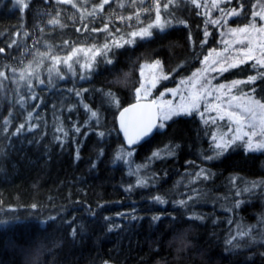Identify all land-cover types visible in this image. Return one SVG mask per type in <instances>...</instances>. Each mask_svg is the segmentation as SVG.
<instances>
[{
    "label": "trees",
    "instance_id": "1",
    "mask_svg": "<svg viewBox=\"0 0 264 264\" xmlns=\"http://www.w3.org/2000/svg\"><path fill=\"white\" fill-rule=\"evenodd\" d=\"M14 1L0 0V264H264V230L255 226L259 215L249 213L254 204L224 210L220 200L197 199L219 184L232 187L230 177L236 175L264 178L263 151L231 149L212 163L205 158L213 153L208 127L194 116H179L132 147L133 164L139 163L158 146H169L162 139L172 134L175 155L157 161L153 184L137 187L129 165L116 159L129 148L116 115L135 101L142 63L159 60L170 75L166 84H172L216 46L218 27H210L203 43V16L192 13L187 24L154 30L115 49V55L109 53L112 64L97 57L92 71L84 72L86 79L78 64L75 75L60 67L64 79H59L48 71L52 55L102 46L107 32L91 29L105 25L128 38V32L151 22L149 15L154 20L155 0L143 5L110 0L90 18L70 2L27 0L26 11H20ZM256 1L226 3L228 11L242 12L230 23L245 24ZM145 7L152 12L141 15L138 24L135 13ZM26 68L44 83L26 89L20 80ZM84 105L99 113V123L89 120ZM201 169L217 177L204 182L195 175Z\"/></svg>",
    "mask_w": 264,
    "mask_h": 264
},
{
    "label": "snow or ice",
    "instance_id": "2",
    "mask_svg": "<svg viewBox=\"0 0 264 264\" xmlns=\"http://www.w3.org/2000/svg\"><path fill=\"white\" fill-rule=\"evenodd\" d=\"M59 2L67 3L69 0H59ZM110 0H103L100 8L103 9L104 5L109 4ZM136 3L137 0H132ZM190 2L195 6L196 9L203 8L205 11L203 13L197 12V15H210L208 12V5L198 3L197 0H190ZM225 2V0H213L211 4L212 10H219L222 14L221 19L208 21L212 23L213 26L221 25L222 23L226 25L227 18L238 17L242 15L241 11L233 8L231 11H225L224 8L220 7V4ZM232 0H227V3H231ZM141 5L144 4V0H139ZM19 5L18 10L26 11L28 5L23 3V0H17ZM76 5H73L75 7ZM173 6L172 0H167V2H162V0H155V18L151 20L149 15V22L147 26H141L139 30H132L127 33L129 38H125L123 34L118 37L113 34V32L108 31V26L105 25L102 29H91V31H102L107 32L106 42L100 46L95 45L91 47H74L71 52L67 55L61 57L58 55H52L50 58L52 60V67L48 69L50 74H55L59 79H64L61 75V64L66 66L68 71L73 75L76 71L73 67L74 64H79L81 79H86L84 75L85 71H92L97 62V57L103 58L107 64H112L113 60L109 58V53L115 55V49L123 48L125 45H132L136 42V38H145L152 35L150 29H159L163 31L166 27L172 26V21L169 19H164L162 22V15L168 14L170 7ZM240 8L244 9L245 5L240 4ZM253 11L251 12V20L244 27L228 28L227 33H221L222 36L230 34V39L222 40L224 45L223 51H217L212 49L208 52V55L204 57L203 63L208 64L211 60V64L207 68L203 69V72H208L209 70L217 72L219 76H222L225 72L230 69L238 68L240 65L250 64L251 69L256 70L255 75H249L247 80H233L229 84L220 83L218 87L210 88V81L201 75L198 71L193 73V79L187 82L181 81V84H190L196 91H190L185 103L175 104L171 100L163 101L157 103L153 99L149 104L134 105L132 108L124 109L120 112L119 119V131L123 133L127 145L130 147L122 152V154L116 159L124 160L128 164H132L133 161L130 157L133 154V148L140 142L146 141L152 134L157 131L165 129L166 122L172 120L174 117L181 115L192 116L194 113L199 112L200 102L203 97L214 95V101L218 103H205V112L212 111L216 112L215 117H205V112H200V118L204 120L206 124L216 125L217 130L212 132L211 129L208 133L211 136L210 148L213 151L212 156H206L208 160L218 159L228 152L233 147H244L246 152H259L264 151V97H259L256 95L257 88L252 87L250 90L245 91L241 88V85H255L257 81H264V0H257L256 3L252 4ZM152 8L145 7L143 12L137 11L135 13V18L137 23H141V15L147 13L150 14ZM94 14V13H93ZM258 18V19H257ZM123 17L121 20L123 21ZM131 20L132 17H127ZM51 23H57L56 20H52ZM183 23V22H181ZM129 27H132L129 25ZM85 30H88L87 25H85ZM77 31H80L78 28ZM115 33H121V29L116 28ZM205 40L203 43H207V37L209 35L208 31L204 32ZM65 45L68 44L67 41L64 42ZM238 45L239 47H233ZM0 51H3L0 49ZM83 54L84 59L81 60L80 56ZM42 56L46 54H41ZM215 56V59H212ZM159 62L157 61L152 67H158ZM218 66V67H217ZM27 71V70H26ZM28 77L33 75V72L27 73ZM143 75V72L141 73ZM0 76H4L3 72H0ZM38 78V77H37ZM161 77H156L150 81L151 86L155 87L156 82ZM166 79V77H163ZM20 79H25V73H21ZM215 79V77H213ZM39 83L43 84L44 81L40 80ZM28 87L31 88L32 84L29 83ZM69 91H72L69 89ZM86 91V90H85ZM140 89H137L138 100L140 98ZM147 91L150 92V89ZM172 94L179 95V89L171 90ZM77 96H80V92H76ZM111 97V94H108ZM163 93L161 97H163ZM227 99H224V96ZM87 112H90L89 120H96L99 123V113L97 111H92L87 105H84ZM135 109H139L136 111ZM218 121H223V124H219ZM7 123V121L5 122ZM35 127V125H33ZM24 125H20L17 132L23 129ZM226 129V130H225ZM57 131L63 132L65 136L68 132L63 127H58ZM80 127H75V132L80 133ZM87 133H85L86 135ZM99 137H105L106 133L100 131L98 133ZM59 139V137L57 138ZM178 146H166L164 149L158 150L148 158V162L143 165H138L129 175H137V187H147V178L139 175L142 168H147L153 160L163 159L175 155V148ZM205 170L201 169L195 175L197 178L202 177L203 179H208V175L204 174ZM264 184V181L253 182V187L257 184ZM130 190V189H129ZM250 189H244V191H249ZM239 194V193H237ZM158 203H165V201L157 196L154 198ZM189 199H193L189 197ZM181 205H187L188 201L181 200L178 202ZM239 202H237V206ZM154 219H159L155 217ZM247 235V233H241V236ZM228 243H232L231 240Z\"/></svg>",
    "mask_w": 264,
    "mask_h": 264
},
{
    "label": "rangeland",
    "instance_id": "3",
    "mask_svg": "<svg viewBox=\"0 0 264 264\" xmlns=\"http://www.w3.org/2000/svg\"><path fill=\"white\" fill-rule=\"evenodd\" d=\"M26 1L27 0H23V3L26 4ZM14 2L19 7V5L17 4V0H15ZM69 2L73 5H76L75 7L78 8L82 17H84V18L89 17L90 18L91 16L97 14L98 12H100V10H102L100 8V5L103 3V0H69ZM172 2H173V6L170 7L169 13L162 15V22L164 21V19H169L172 21V26L177 25V24H184V23L187 24L192 13L193 14H195L196 12L203 13L205 11L203 8L196 9L195 6L190 2V0H172ZM197 2L201 3L202 5L207 4L209 6L208 12L210 13V15H203L202 14L203 19H204V27H203V34H204L205 30H207L209 32L210 27H214L213 24L209 23L208 21L221 19L222 14L219 10H212L211 9V4H212L213 0H197ZM226 3H227V0H225V2H223V3H221L220 7L224 8L225 11H228V9L225 6ZM233 18L234 17L227 18L226 25L222 23L221 25L216 26V27H218V39L216 42L217 43L216 46L212 49H216L217 51H223L224 45L222 44L221 41L224 39H230V34H226V35L222 36L221 33L222 32L227 33L228 28L244 27L251 20V16H250V18L248 19V21L245 24H237V23L232 24V23H230V20ZM181 22H183V23H181ZM144 26H147V25H144ZM167 28H169V27H166L165 29H167ZM154 30H159V29H155V28L150 29L151 32H153ZM138 38L139 37H137L136 40ZM77 47H80V46H77ZM81 47H91V46H81ZM233 47H239V46L234 45ZM71 50L69 52H71ZM207 55H208V53H207ZM80 58H81V60L84 59L83 54H81ZM212 59H215V56H213ZM157 61L159 62V66L155 67V68L152 67L153 65L156 64ZM203 61H204V58L201 61V63L199 64V66L196 67L190 74H188L187 76L176 78V80H174V82L172 84H170V83L166 84V82L168 80H170V77H169L170 75L168 73H165V70L163 69L164 66H162V64L159 60H155V58H154L151 60L144 61L141 65V68H140V80H139L137 88H135L136 89L135 90V99L138 100L137 89H140L141 91H140L139 100H148V99L153 100V99H155L157 101V103H161L162 99H163V101L171 100V101H173L174 105L179 104V103H185L187 101V97L189 95V92L190 91H196L197 89H193L192 86L190 84H187V83L182 85L181 81L187 82L189 80H192L193 79V73H196L198 71H200L201 75L206 77L210 81V85H209L210 88L218 87V85L220 83L229 84L233 80H242V81L247 80L249 75H255L256 74V70L251 69L250 64H245V65H240L238 68L230 69L228 72H225L222 76H219L217 72H213L211 70H209L208 72H203L202 70L207 68L208 65L211 64V60L208 62V64L203 63ZM75 65L76 64H74L73 67H75ZM78 66H79V64H78ZM59 67H62V69H64L65 72H69L66 66L61 64ZM261 71H264V70H261ZM28 72H33V71L31 68H26L23 71V73H25V79L24 80L20 79L22 81V84L25 86L26 89L29 88L28 87L29 83H31L32 87L34 88L35 84H36V86L39 85L40 84L39 81L41 80L38 77V75H36L34 73L31 77H28V75H27ZM142 72H143V75H141ZM61 75H63V74L61 73ZM156 77H161V78L157 80L156 86L152 87L150 81H152ZM163 77H166V79ZM213 77H215V79H213ZM240 87L243 88L245 91L250 90L252 87H256L257 88L256 95L259 97H264V81H257V83L255 85H241ZM148 89H150V92L147 91ZM174 89H179L180 94L174 96L172 94V91H171ZM162 93L164 94L163 97H161ZM214 95L215 94H213L212 96L203 97L201 102H200L199 112H196L192 115V116L196 117L197 119H199L200 121H202V123H204L208 127V129H211L212 132H215L217 130L216 125L206 124L204 122V120H202L200 118V112H205V109H204L205 103H209V104L218 103L217 101H214ZM227 98L228 97L225 95L224 99H227ZM181 116H184V115H181ZM209 116L215 117V116H217V113L212 112V111L205 112V117H209ZM186 117H190V116H186ZM174 118H176V117H174ZM218 123L223 124L224 122L218 121ZM162 140H164L166 143H168L170 145H172V143L174 141L171 133H169V136L165 137ZM165 147L166 146L164 144L158 146L157 148L152 150L151 154H149L145 158L144 161H140L139 163L128 164L126 162L127 165H129L128 166L129 171L132 172L138 165H143V164L147 163L148 158L151 157L154 152L161 150V149H164ZM237 148H241L245 151L244 147H233L232 149H237ZM213 154L214 153H212V155ZM130 159L132 160V157H130ZM158 160H160V159L153 160L151 162V164L149 165V167L142 168L140 173H139L140 176L147 178V181H148L147 186L153 184L155 181H157V178L159 177V174H158L159 167L157 164ZM215 160H217V159H212L210 161L213 163V161L215 162ZM122 161H124V160H122ZM204 174L208 175V179H203L201 177V179L204 182L205 181H213L217 177V173H214L211 170H207V171L205 170ZM135 176L137 178L136 174H135ZM230 178H232V179L235 178L234 180L231 179L233 181V183L231 185L232 187H230V184H229L227 186L228 188H226V186L221 188L223 186V184H219L215 187L214 190L206 191L205 193H202L201 195H197V199L200 202L203 200L205 202L206 201L215 202L216 200H220L223 202L222 204H223L224 210L227 208H230V207H232V209L233 208L234 209L241 208V206L243 204H245V202H247V203L249 202L250 205L254 204V206H253L254 208H250L249 213L251 215H253V214L259 215V217H260L259 221L255 224V226L260 225L262 227V229L264 230V184L258 183L256 187H253V182L264 181V178H255L254 177L251 179H249V178L244 179L243 177L238 176V175H236L235 177H230ZM232 188H234V189H232ZM246 188L250 189V190L244 191V189H246ZM215 190H218V191L215 192ZM237 193H239V194H237ZM242 195L246 196L245 201H243L242 199L239 200V197H241ZM232 198H234V199L236 198L238 200L235 201L233 204H231L230 199H232ZM237 202H239L238 206H237ZM239 226L240 225L237 224L234 227V229L237 230V232L240 230Z\"/></svg>",
    "mask_w": 264,
    "mask_h": 264
},
{
    "label": "water",
    "instance_id": "4",
    "mask_svg": "<svg viewBox=\"0 0 264 264\" xmlns=\"http://www.w3.org/2000/svg\"><path fill=\"white\" fill-rule=\"evenodd\" d=\"M151 101H152L151 99H148V100H136V99H135V101H133V102L129 103L128 105L122 107V108L118 111V113H117V115H116V125H117L118 130H119V128H120V125H119L120 112H122L124 109L132 108L134 105H137L138 102H139L140 105H145V104H149ZM135 110L138 111L139 109H135ZM119 132H120V131H119ZM120 134H121V138H122L123 142L127 145V142H126V140H125V137H124L123 133L120 132ZM154 134H155V133H154ZM154 134H152V135H151L146 141H148V140H149ZM146 141H144V142H146ZM144 142H140V143H138V144L135 145V146L142 145ZM127 146L130 147L129 145H127ZM131 147H134V146H131Z\"/></svg>",
    "mask_w": 264,
    "mask_h": 264
}]
</instances>
